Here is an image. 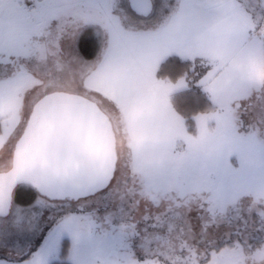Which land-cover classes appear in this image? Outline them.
<instances>
[{
  "label": "snow or ice",
  "instance_id": "obj_1",
  "mask_svg": "<svg viewBox=\"0 0 264 264\" xmlns=\"http://www.w3.org/2000/svg\"><path fill=\"white\" fill-rule=\"evenodd\" d=\"M0 264H264V0H0Z\"/></svg>",
  "mask_w": 264,
  "mask_h": 264
},
{
  "label": "trees",
  "instance_id": "obj_2",
  "mask_svg": "<svg viewBox=\"0 0 264 264\" xmlns=\"http://www.w3.org/2000/svg\"><path fill=\"white\" fill-rule=\"evenodd\" d=\"M80 49L82 54L85 56V58H91L92 53H94L96 48V41L94 40L93 36L90 33H85L80 38L79 43ZM191 105H195L196 101L194 98H189L187 101Z\"/></svg>",
  "mask_w": 264,
  "mask_h": 264
}]
</instances>
